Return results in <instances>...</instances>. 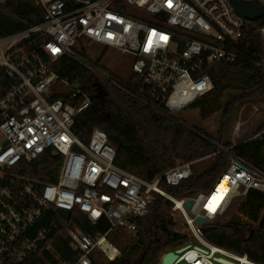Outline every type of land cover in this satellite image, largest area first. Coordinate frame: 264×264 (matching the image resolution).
Segmentation results:
<instances>
[{"label":"built area","instance_id":"built-area-1","mask_svg":"<svg viewBox=\"0 0 264 264\" xmlns=\"http://www.w3.org/2000/svg\"><path fill=\"white\" fill-rule=\"evenodd\" d=\"M35 1L41 19L0 36V264H23L35 252L44 231L30 238L29 230L51 206L70 210V215L77 209L93 222L105 216L108 232L120 229L134 236L137 220L146 217L159 198L173 203L172 210L191 236L170 250L177 254L172 264H257L246 254L208 241L196 219L217 221L252 190L264 193L263 169L223 148L230 153L229 165L208 191L174 195L161 182L177 185L188 179L192 162L172 166L152 180L118 167L104 130L95 127L88 141L74 132L76 117L92 100L80 86L62 80L51 64L70 56L96 71L97 65L83 54L95 48L92 44L131 55V73L141 75L153 87L151 94L176 112L214 89L204 70L207 65L243 60L246 42L254 50L261 48L264 14L248 20L231 0ZM244 1L264 7V0ZM99 70L112 79L107 69ZM61 82L71 90L53 99L55 90L61 92L55 87ZM79 94L83 98L75 102ZM243 133L234 131L233 145L244 140ZM263 133L264 128L245 139ZM48 150L62 157L56 181L38 184L20 174L22 163H32ZM67 233L79 252L77 262L46 264H93V251L108 259L122 257L107 233L90 236L76 223Z\"/></svg>","mask_w":264,"mask_h":264},{"label":"trees","instance_id":"trees-1","mask_svg":"<svg viewBox=\"0 0 264 264\" xmlns=\"http://www.w3.org/2000/svg\"><path fill=\"white\" fill-rule=\"evenodd\" d=\"M41 15L42 9L35 0L0 2V36L21 29L26 22H38ZM261 44L260 49L254 50L246 42L243 60L233 64L213 63L204 69L211 76L214 89L188 107L196 108L201 119L222 113L224 120L216 136H210L202 127L182 121L177 112L165 107L164 100L151 94L153 87L146 84L141 75L131 73L128 78L113 75L112 79L104 80L96 77L93 89L83 82V78H92L95 74L75 58L63 56L51 64V69L62 80L80 86L92 100L76 117L73 130L78 136L88 141L92 130L101 128L116 150L115 164L148 180L172 166L192 162L193 173L188 179L177 185L161 182V186L170 193L189 196L207 189L228 167L230 153L223 148H229L264 170V133L240 140L235 145L223 137L227 120L236 118L244 102L264 101V44ZM83 54L89 57L87 51ZM62 92L55 90L52 98L64 96ZM82 98L83 95L79 94L74 101L79 102ZM263 128L264 123L256 133ZM61 164V155L48 150L36 161L22 163L20 174L38 184H45L56 181ZM153 207L150 219L141 217L137 220L136 235L116 229L120 230V235L113 237V230L108 232L110 223L107 217L93 222L77 209L66 217L51 206L29 230L30 238L41 230L44 236L23 264L77 262L79 252L71 245L67 233L75 223L90 236L107 233L121 250V258L106 257V263L100 259L101 255L105 257L102 252L93 251V264H160L163 254L188 243L191 236L175 228L177 223L168 212L173 207L171 201L159 198ZM240 211L251 222L217 220L206 224L204 237L230 251L246 254L257 264H264V193L252 190L241 201ZM27 236L28 233L24 238ZM137 251L139 254L133 257Z\"/></svg>","mask_w":264,"mask_h":264},{"label":"rangeland","instance_id":"rangeland-1","mask_svg":"<svg viewBox=\"0 0 264 264\" xmlns=\"http://www.w3.org/2000/svg\"><path fill=\"white\" fill-rule=\"evenodd\" d=\"M4 1L5 0H0V2H4ZM261 41L264 44V40ZM92 47L95 48H93L92 51L88 52L89 53L88 58L89 60L98 63L92 65L93 67L97 65V68H94L96 71L92 72V74L95 75H92L93 76L92 78L88 76L84 77L83 82H87L89 86H93L92 88L95 89L94 83L96 82V77L101 80L106 79L104 75H101L99 68L102 70L107 69L112 75H115L117 77L128 78V76L131 74V65L133 62V57L131 55L118 53L115 49H111V48L104 49L103 47L96 44H92ZM55 87L60 89L64 93L70 92L71 90V87L68 86L67 83L65 82L57 83ZM176 112L179 114L182 121H184L190 126L202 127L210 136H216L218 134V131L222 125V121L224 120L221 112H218L217 114L211 116L208 119H201L198 110L196 108H192L188 106ZM263 123H264V101L244 102V104L240 106L236 118L231 121L227 120L225 128L223 130L224 132L223 137L226 140H230L232 142L234 131L237 128L241 129L244 132L242 135L243 139L251 137L256 133V129ZM213 184L214 182L211 183L210 186L207 189H205V191H208ZM240 205H241L240 200L234 202L228 213L218 221H227V220L236 219V220H241L242 222H251L249 217H247L244 213L240 211ZM153 211H154V207L151 209L150 213L146 216L148 219H150V216ZM168 212L170 216L173 218V220L177 223L175 228L185 232L182 217L178 213L174 212L172 209H170ZM253 224L255 225V223ZM119 231L113 230L112 236L119 237L120 235ZM110 241L112 240L110 239ZM138 254H139L138 251L135 252L133 254V257L137 256ZM100 259L104 263H106L108 260L106 257L102 255L100 256Z\"/></svg>","mask_w":264,"mask_h":264},{"label":"water","instance_id":"water-1","mask_svg":"<svg viewBox=\"0 0 264 264\" xmlns=\"http://www.w3.org/2000/svg\"><path fill=\"white\" fill-rule=\"evenodd\" d=\"M237 13L248 20H257L264 14V7L257 2H247L244 0H231ZM192 201L186 202L187 207H190ZM59 211L66 217L70 216V210L59 208ZM211 223L208 217H198L196 224L202 225L203 233L206 231V224ZM177 258V254L173 251L167 252L162 258V264H172Z\"/></svg>","mask_w":264,"mask_h":264},{"label":"snow or ice","instance_id":"snow-or-ice-1","mask_svg":"<svg viewBox=\"0 0 264 264\" xmlns=\"http://www.w3.org/2000/svg\"><path fill=\"white\" fill-rule=\"evenodd\" d=\"M161 39L162 40H166L167 39V37H165V36H161ZM149 43H151V41L149 42ZM54 51H58V49H54ZM211 210H215V208L213 207Z\"/></svg>","mask_w":264,"mask_h":264},{"label":"bare ground","instance_id":"bare-ground-1","mask_svg":"<svg viewBox=\"0 0 264 264\" xmlns=\"http://www.w3.org/2000/svg\"><path fill=\"white\" fill-rule=\"evenodd\" d=\"M91 61V60H90ZM223 184L225 183V179L223 180V182H222ZM59 210V209H58Z\"/></svg>","mask_w":264,"mask_h":264}]
</instances>
